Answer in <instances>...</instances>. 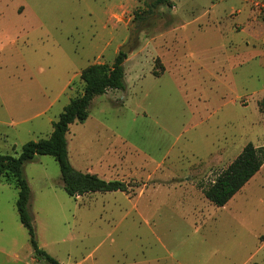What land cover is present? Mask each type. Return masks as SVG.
I'll list each match as a JSON object with an SVG mask.
<instances>
[{"label": "rangeland", "instance_id": "1", "mask_svg": "<svg viewBox=\"0 0 264 264\" xmlns=\"http://www.w3.org/2000/svg\"><path fill=\"white\" fill-rule=\"evenodd\" d=\"M154 1L0 0L3 154L48 138L81 71L111 66L135 30L127 89L96 96L67 134L75 168L130 191L72 197L58 161L36 155L24 176L38 244L60 264H264V170L223 207L200 187L264 145V16L252 0ZM18 196L0 177V264H51Z\"/></svg>", "mask_w": 264, "mask_h": 264}, {"label": "trees", "instance_id": "2", "mask_svg": "<svg viewBox=\"0 0 264 264\" xmlns=\"http://www.w3.org/2000/svg\"><path fill=\"white\" fill-rule=\"evenodd\" d=\"M153 5H173V0H155ZM128 55L119 52L112 65L95 63L81 71L84 82L83 93L74 97L64 107L59 118L53 123L48 138L26 142L18 155L0 153V177L15 182L19 188L16 202L21 223L27 228L30 242L37 258H44L51 264L60 262L40 248L33 218L30 214L32 191L24 176V166L33 161L36 155H52L59 163L61 179L65 191L72 197L94 192L130 191L131 185L125 181L107 180L96 173L84 172L75 168L69 158L67 134L76 122H85L90 115L93 99L110 90H126L125 60ZM264 164V145L256 147L248 143L242 152L207 186H200L204 196L215 206H225L259 172Z\"/></svg>", "mask_w": 264, "mask_h": 264}, {"label": "water", "instance_id": "3", "mask_svg": "<svg viewBox=\"0 0 264 264\" xmlns=\"http://www.w3.org/2000/svg\"><path fill=\"white\" fill-rule=\"evenodd\" d=\"M135 43H136V40H135V30H133V35H132L131 39L129 40L128 43L120 46V51L121 52H124L126 54L130 53L132 51V49L134 48Z\"/></svg>", "mask_w": 264, "mask_h": 264}, {"label": "built area", "instance_id": "4", "mask_svg": "<svg viewBox=\"0 0 264 264\" xmlns=\"http://www.w3.org/2000/svg\"><path fill=\"white\" fill-rule=\"evenodd\" d=\"M253 5L259 10L261 14L264 16V0H252Z\"/></svg>", "mask_w": 264, "mask_h": 264}, {"label": "crops", "instance_id": "5", "mask_svg": "<svg viewBox=\"0 0 264 264\" xmlns=\"http://www.w3.org/2000/svg\"><path fill=\"white\" fill-rule=\"evenodd\" d=\"M53 121H54L53 119H50V122H51V123H53ZM263 170H264V164H263V166L261 167V169L259 170V172L256 173V174L250 179V181H251V180H254L256 177H258V175L262 174ZM250 181L248 182L249 185H251V182H250ZM260 185H261V184H259V186H260ZM244 187H245V186H244ZM244 187H243V188H244ZM243 188H242V189H243ZM242 189H241V190H242ZM114 192H119V191H114ZM114 192H113V193H114ZM120 192H123V191H120ZM111 193H112V192H111ZM255 264H257V263H255Z\"/></svg>", "mask_w": 264, "mask_h": 264}]
</instances>
